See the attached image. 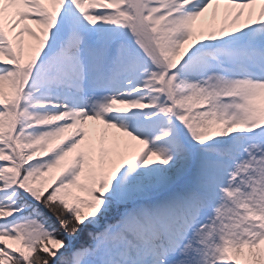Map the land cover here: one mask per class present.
I'll return each mask as SVG.
<instances>
[{
    "label": "snow or ice",
    "instance_id": "obj_1",
    "mask_svg": "<svg viewBox=\"0 0 264 264\" xmlns=\"http://www.w3.org/2000/svg\"><path fill=\"white\" fill-rule=\"evenodd\" d=\"M0 264H264V0H0Z\"/></svg>",
    "mask_w": 264,
    "mask_h": 264
}]
</instances>
